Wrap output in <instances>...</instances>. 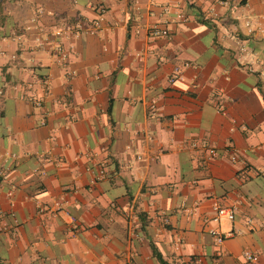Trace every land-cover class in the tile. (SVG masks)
<instances>
[{"label":"crops","instance_id":"obj_1","mask_svg":"<svg viewBox=\"0 0 264 264\" xmlns=\"http://www.w3.org/2000/svg\"><path fill=\"white\" fill-rule=\"evenodd\" d=\"M157 255L264 264V0H0V264Z\"/></svg>","mask_w":264,"mask_h":264},{"label":"built area","instance_id":"obj_2","mask_svg":"<svg viewBox=\"0 0 264 264\" xmlns=\"http://www.w3.org/2000/svg\"><path fill=\"white\" fill-rule=\"evenodd\" d=\"M98 23H99V21L96 24H98ZM147 30H148L149 36L154 37V38L163 37V36L168 35L167 29L159 28L156 25L149 26ZM63 34H64V31L62 28L57 27L53 30V36H55V37H61ZM54 51L56 52L59 60L62 63L67 62L68 54H67V51L63 47L62 44L56 43L54 46ZM177 72H178V68L176 69L175 74H177ZM194 145H195V143H194ZM232 159L235 160V157H232ZM99 173L102 174V171H99ZM212 207H213V210L216 212V216H215L214 220H218L220 217H223V216L232 217L236 211V207H223V206H220L217 202H214ZM46 209H49L50 211H53V212L63 210L61 207V203L58 200H55L53 202V204L48 208L43 207L42 205H39L38 212L43 213L44 210H46ZM65 213L69 217L70 224L75 225L76 224V218L74 216L70 215L66 210H65ZM126 220H127V229L129 231V234L136 236L137 235V231H136L137 228H136V222H135V215L132 211L126 212ZM210 233L215 236L216 242L218 244H221L224 241L225 235L221 234L218 230L211 229ZM229 235H230V233L228 234V236ZM243 255H244L245 260L249 263H255L258 259L257 255H255L249 251H245Z\"/></svg>","mask_w":264,"mask_h":264},{"label":"trees","instance_id":"obj_3","mask_svg":"<svg viewBox=\"0 0 264 264\" xmlns=\"http://www.w3.org/2000/svg\"><path fill=\"white\" fill-rule=\"evenodd\" d=\"M157 259L159 264H170L168 261H166L162 256L157 255Z\"/></svg>","mask_w":264,"mask_h":264}]
</instances>
